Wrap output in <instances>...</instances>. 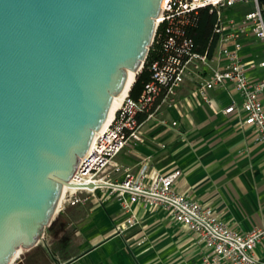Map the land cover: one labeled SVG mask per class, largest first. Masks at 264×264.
Masks as SVG:
<instances>
[{"label":"water","instance_id":"water-1","mask_svg":"<svg viewBox=\"0 0 264 264\" xmlns=\"http://www.w3.org/2000/svg\"><path fill=\"white\" fill-rule=\"evenodd\" d=\"M163 1L0 0V264L42 240Z\"/></svg>","mask_w":264,"mask_h":264},{"label":"crops","instance_id":"crops-1","mask_svg":"<svg viewBox=\"0 0 264 264\" xmlns=\"http://www.w3.org/2000/svg\"><path fill=\"white\" fill-rule=\"evenodd\" d=\"M241 42L243 60L264 59L262 41L248 36ZM206 75L187 77L176 104L164 108L157 118L143 121L142 141L122 150L116 162L136 171L148 159L150 170L158 174L178 172L175 192L208 206L232 230L247 233L264 224V146L254 142L252 127L242 125L241 98L231 86L208 91L211 106L202 101L197 84ZM263 76V68L248 72L252 80ZM261 101L264 107V90ZM231 103L236 110L223 114ZM158 119L167 120V125ZM173 121L175 126L170 125ZM96 193L97 197H90V206L58 212L42 240L11 264L202 263L207 249L168 211L129 201L130 213H126L116 194ZM129 214L138 223L118 233ZM254 255L264 264V239Z\"/></svg>","mask_w":264,"mask_h":264},{"label":"built area","instance_id":"built-area-1","mask_svg":"<svg viewBox=\"0 0 264 264\" xmlns=\"http://www.w3.org/2000/svg\"><path fill=\"white\" fill-rule=\"evenodd\" d=\"M238 5H247L249 9L238 19L224 20L223 11ZM205 7L216 14L213 34L217 36V44L211 56L207 51L194 52L191 40L184 34V28L197 10ZM156 22L157 26L165 25L162 59L151 65V79L137 100L127 94L109 124L94 134L69 181L70 186L62 191L57 212L84 204L99 190L109 191L116 194L126 213H130L129 201L168 211L175 222L195 234L198 243L207 249L201 264H261L254 249L264 239V224L247 233H238L221 222L208 206L173 190L178 172L158 174L150 170L148 159L143 160L136 171L116 162L122 150L142 141L143 121L155 119L164 108L174 106L185 79L204 72L206 77L197 84L202 101L211 106L208 91L231 86L241 98L242 125L252 127L254 142L264 146L261 101L264 76L259 80L248 77L250 70L264 69V59L256 62L240 57L242 38L253 36L264 44V13L260 0H164ZM235 110L231 103L222 112L229 114ZM141 116L143 120L139 121ZM158 121L167 125L165 119ZM170 125L175 126L176 122ZM137 223L129 214L117 232L122 233Z\"/></svg>","mask_w":264,"mask_h":264},{"label":"trees","instance_id":"trees-1","mask_svg":"<svg viewBox=\"0 0 264 264\" xmlns=\"http://www.w3.org/2000/svg\"><path fill=\"white\" fill-rule=\"evenodd\" d=\"M260 5L264 13V0H260ZM216 23L215 12L210 13L208 8H200L197 13L192 17L190 23L184 28L185 36L191 40L193 51L197 53L208 52L211 56L217 44V36L213 34L214 25ZM165 37V25L159 24L155 30L154 37L151 45L149 46L146 58L140 71L135 75L134 82L132 83L128 97L137 100L145 84L151 79V65L162 59L164 51L162 48V41ZM139 121L143 117H138Z\"/></svg>","mask_w":264,"mask_h":264},{"label":"rangeland","instance_id":"rangeland-1","mask_svg":"<svg viewBox=\"0 0 264 264\" xmlns=\"http://www.w3.org/2000/svg\"><path fill=\"white\" fill-rule=\"evenodd\" d=\"M247 8L249 9V7L247 5H238V6L226 9L223 11V19L224 20H227L229 18L236 19L244 10H247ZM166 122H167V120H166ZM142 138H143V136H142ZM128 161H130V159ZM100 191L101 190H99V192ZM95 197H97V193L95 194ZM90 199H92V198H89L84 204L78 205V206H90V203H89ZM66 208H68V207H66ZM57 214H58V212L55 214L54 218L57 216ZM22 254H24V250H21L18 253V256L13 260V262H15L18 259V257H20Z\"/></svg>","mask_w":264,"mask_h":264},{"label":"bare ground","instance_id":"bare-ground-1","mask_svg":"<svg viewBox=\"0 0 264 264\" xmlns=\"http://www.w3.org/2000/svg\"><path fill=\"white\" fill-rule=\"evenodd\" d=\"M131 77H130V82L129 85L127 86L126 90L120 95V96H114L115 97V101L111 107L110 113H109V117L106 123H103L102 127L100 130H102L106 125L109 124V122L111 121L115 111L118 109V107L120 106L121 102L123 101V99L125 98V96L128 94V91L132 85V83L134 82V78H135V73L130 72ZM64 190V189H63Z\"/></svg>","mask_w":264,"mask_h":264}]
</instances>
